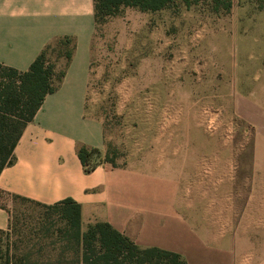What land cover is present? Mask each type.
<instances>
[{
  "label": "crops",
  "instance_id": "1",
  "mask_svg": "<svg viewBox=\"0 0 264 264\" xmlns=\"http://www.w3.org/2000/svg\"><path fill=\"white\" fill-rule=\"evenodd\" d=\"M93 31L92 0H0L4 64L25 69L54 37L73 39L61 80L0 169V228L8 195L47 204L71 197L82 230L106 221L138 246L175 251L187 264H264V83L237 91L241 138L222 141L219 161L205 160L200 170L195 143L175 141L171 157L145 152L111 165L101 158L102 120L85 111ZM80 146L99 150L90 168L77 156Z\"/></svg>",
  "mask_w": 264,
  "mask_h": 264
},
{
  "label": "rangeland",
  "instance_id": "2",
  "mask_svg": "<svg viewBox=\"0 0 264 264\" xmlns=\"http://www.w3.org/2000/svg\"><path fill=\"white\" fill-rule=\"evenodd\" d=\"M90 50L85 111L102 120V155L115 165L145 152L171 157L172 142L191 141L201 170L205 160L219 161L222 141L241 138L237 91L264 83V0H230L226 11L207 1L173 0L152 11L121 6L97 17ZM96 160L91 154L86 164ZM5 202L14 221L3 245L26 243L32 256H55L53 235L42 249L31 245L45 208L12 195Z\"/></svg>",
  "mask_w": 264,
  "mask_h": 264
},
{
  "label": "trees",
  "instance_id": "3",
  "mask_svg": "<svg viewBox=\"0 0 264 264\" xmlns=\"http://www.w3.org/2000/svg\"><path fill=\"white\" fill-rule=\"evenodd\" d=\"M184 6L207 1L213 11L227 10L230 0H179ZM173 0H92L94 27L97 17L112 15L121 6H134L140 10H156L171 4ZM73 49L69 35H59L46 43L33 57L25 69H17L0 61V169L13 159L12 150L23 126L29 121L41 104L45 94L56 88L61 80ZM50 51L55 53L50 55ZM91 154L99 155L95 147L80 146L77 156L85 168ZM102 160L111 162L104 153ZM33 202L45 208L37 215V249L45 245L44 237L58 252L52 258L32 256L26 243L20 247L13 242L3 245V233L13 224L9 208L5 229L0 228V264H187L179 253L157 247L138 246L121 231L106 221H95L84 230L80 228L79 203L71 197H64L53 203H41L33 199L12 195ZM55 214L57 217H54ZM28 248H30V246Z\"/></svg>",
  "mask_w": 264,
  "mask_h": 264
}]
</instances>
